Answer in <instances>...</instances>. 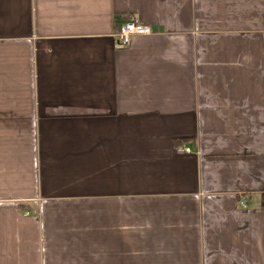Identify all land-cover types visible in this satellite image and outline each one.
<instances>
[{
  "label": "crops",
  "instance_id": "0c3cea01",
  "mask_svg": "<svg viewBox=\"0 0 264 264\" xmlns=\"http://www.w3.org/2000/svg\"><path fill=\"white\" fill-rule=\"evenodd\" d=\"M0 264H264V0H0Z\"/></svg>",
  "mask_w": 264,
  "mask_h": 264
},
{
  "label": "built area",
  "instance_id": "2783aa9c",
  "mask_svg": "<svg viewBox=\"0 0 264 264\" xmlns=\"http://www.w3.org/2000/svg\"><path fill=\"white\" fill-rule=\"evenodd\" d=\"M153 33L154 31L150 26L143 25L132 20H126L119 26L117 38H118V42L121 45L125 46V45H130L133 42L134 38L138 36H149L152 35ZM177 150L179 153L190 151V149L185 145L179 147ZM242 206L246 208L244 202L242 203Z\"/></svg>",
  "mask_w": 264,
  "mask_h": 264
},
{
  "label": "trees",
  "instance_id": "16d2710c",
  "mask_svg": "<svg viewBox=\"0 0 264 264\" xmlns=\"http://www.w3.org/2000/svg\"><path fill=\"white\" fill-rule=\"evenodd\" d=\"M178 143H180V142H178Z\"/></svg>",
  "mask_w": 264,
  "mask_h": 264
}]
</instances>
